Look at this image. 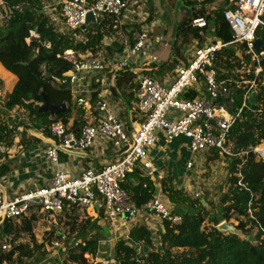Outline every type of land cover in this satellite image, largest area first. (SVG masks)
Masks as SVG:
<instances>
[{"label": "built area", "instance_id": "built-area-1", "mask_svg": "<svg viewBox=\"0 0 264 264\" xmlns=\"http://www.w3.org/2000/svg\"><path fill=\"white\" fill-rule=\"evenodd\" d=\"M229 1V5L224 6L223 17L232 31V39L223 42L211 33L213 25L208 21V11L191 16L189 25L199 29L202 41L193 38L190 57L187 62L175 66L174 75L167 84L147 73L149 66L158 62L154 48L156 43L162 42L163 36L153 35L146 0H59L46 3L47 13L60 6L61 20L65 25L63 31L73 32L77 38H81L78 32L82 31L83 40L85 28L97 24L104 16L112 18L114 31L103 36L96 54L84 53L80 60L73 62L72 69L55 79L71 93L72 104L88 112L89 118L78 135L62 121L51 123L52 143L44 149L51 177L44 185L10 198L4 196L0 188V226L6 221L19 222L23 216L31 214L63 220L75 216L78 221L101 217L112 224L117 221L123 225L141 211H151L160 221H179V216H171L160 191L138 208L129 201L120 184L126 173L135 167L151 180L161 178L149 155L150 148L158 141V134L167 144L180 136L187 138V149L193 155L212 150L221 155L229 154L227 136L231 125L247 107L252 92L256 93L257 103L258 90L264 86V77L260 76L264 69L262 37L259 48L255 45L256 39L260 38L256 36L257 30H264V0ZM200 8L201 0H195L190 14L198 13ZM87 14L92 16L90 20H87ZM126 17L129 20L124 21ZM229 46L234 48L235 55L249 56V62L243 60L241 69L236 72L252 68L253 79L217 78L216 55ZM68 53L70 51H66ZM127 69L135 74L137 87L133 109L127 107L129 110L122 114L114 109L107 96L91 90L83 82L88 75H98L101 85L112 88L117 76ZM110 88L105 89L110 91ZM238 88L243 89L240 100L236 98ZM116 90L120 95V90ZM5 95L0 82V112H6ZM39 134L42 137L41 132ZM98 141L110 144L112 161L100 167L82 168L75 175L64 170L60 153L84 154ZM7 150L0 144V161ZM254 151L264 159V143ZM192 166V160L186 161V169ZM58 233L59 236L50 242L57 251H67L68 246H75L81 240L70 238L63 230ZM10 247L8 239L1 245L3 250Z\"/></svg>", "mask_w": 264, "mask_h": 264}, {"label": "trees", "instance_id": "trees-1", "mask_svg": "<svg viewBox=\"0 0 264 264\" xmlns=\"http://www.w3.org/2000/svg\"><path fill=\"white\" fill-rule=\"evenodd\" d=\"M214 1L201 0V5ZM194 2L195 0H175L173 5L175 36L171 47L178 54L184 43L177 44V36L182 35L184 42L188 43L196 37L199 42L202 41L199 29L192 28L189 22L191 16L204 13L205 6H201L198 13L192 12L184 18L177 17L178 7L192 11ZM44 7L43 0H0V63L17 78L11 91L5 95L4 108L6 111L23 109L27 115V124L19 123L17 116H14L12 124L0 121V144L7 149L12 146L17 123L22 126L21 135L24 138L21 145L25 147L32 141L40 140L31 135L29 130L41 132L42 137L52 140L49 129L51 123L62 121L66 125L73 109L78 114L68 129L79 134L87 121L85 110L72 104L71 93L55 79L72 69L73 62L80 60L84 53L96 54L103 36L114 31L112 18L104 16L97 24L85 28L82 40V31L78 32L81 38H77L73 32L59 30ZM59 7L57 5L56 8ZM224 8L222 6L208 12L207 18L213 25L211 33L227 42L232 39V31L223 17ZM262 19L264 20V14ZM165 33L166 29L163 30V34ZM256 36L262 37L264 47V30H257ZM66 51L70 53L66 54ZM243 60L249 62V56L235 55L232 46L223 48L216 55L217 78L253 79L252 68L236 72L241 69ZM175 64V61L169 60L153 63L147 73L161 80L160 76L171 71ZM260 76L264 77V69ZM134 79L135 74L129 69L123 70L115 80V87H112L114 92L116 89L120 90L130 107L137 87ZM242 93L243 89L238 88L237 100L241 99ZM43 95L51 104L65 103L66 108L56 114L40 110ZM29 135L32 136L30 140L26 138ZM263 143L264 86L261 85L257 103L248 102L229 129V154L223 155L226 161L227 189L220 195L215 210L208 211L205 202L186 194L174 185L170 176H164L159 181L160 191L168 203L174 206L170 211L171 216H179L180 220L173 222L163 219L156 236L146 224L132 226L127 239L118 240L114 245V264H264V159L254 151ZM210 152L212 155L219 154L216 150ZM6 157L7 151L0 161V178L10 170ZM120 185L127 192L129 201L138 208L157 192L155 181L145 176L139 167L128 171ZM37 218L35 214L23 216L17 223L6 221L0 226V264H23V256L31 252L26 249L25 244L17 241L21 234L28 233L31 240L36 242L33 221ZM231 219L236 223L231 222ZM222 220L234 224L246 235H251L254 231L252 240L247 241L217 230L215 226ZM75 222V216H70L66 222L70 225L69 234L74 239L81 235L82 238L77 245L68 246V260L76 264H92L85 255L96 256L99 237H85L83 233L94 228L96 223H92L91 218L82 219L80 227L76 229ZM47 234L59 236L54 229H50ZM7 239L11 247L3 250L1 245ZM43 241L36 243V247L41 249ZM41 252L44 255L45 251Z\"/></svg>", "mask_w": 264, "mask_h": 264}, {"label": "rangeland", "instance_id": "rangeland-1", "mask_svg": "<svg viewBox=\"0 0 264 264\" xmlns=\"http://www.w3.org/2000/svg\"><path fill=\"white\" fill-rule=\"evenodd\" d=\"M44 3H56V0H43ZM175 0H168V5L162 11V15H159L162 23L166 24V36L165 38L168 41H171V34L169 30L173 29V5ZM46 10V9H45ZM188 12V13H187ZM189 10H181L178 7L177 17L184 18L189 15ZM51 19L54 18V22L59 30H65V25L61 20L60 10L58 8L49 12ZM186 48H190L191 44L188 42H184ZM191 43V42H190ZM169 50H166V53L160 56V59L163 61L168 56ZM188 54V52H187ZM109 84V80H107ZM103 89L110 88L108 85H103ZM14 116L19 117V121L23 119L27 120L26 112L23 109L15 108L12 111H2L0 112V121L8 124H12L14 120ZM15 124V123H14ZM27 124V123H24ZM16 134L14 136L15 139H18V146L21 145L22 137V126L18 125L15 127ZM20 137V138H19ZM28 140L32 139V136H26ZM14 139V140H15ZM20 139V140H19ZM188 139L180 136L173 143L168 144V149H174L175 152H169L170 156H163L162 161L170 162V165L163 173L162 176H170L173 179L174 185L177 188L182 189L186 194L195 197V193H197L198 199L200 201L205 202V206L208 211H214L216 205L218 204L220 195L226 191L227 182H226V161L225 157L221 154L212 155L211 152H206L200 155L191 154L186 147V143ZM18 147V148H19ZM192 160L193 166L191 169H186L185 164L186 161ZM158 172L161 170L158 168ZM159 179L155 181V184L158 186ZM159 187V186H158ZM163 201L167 204L168 209L171 211L174 209V206L165 199L164 195L160 192ZM147 214L151 213V211H146ZM52 221V220H51ZM96 223V226L91 230H86L83 234L85 237L98 236V249L95 257H90L87 255L89 262L92 264H114V245L118 240H126L128 231L130 228L137 224H145L144 217H135L133 221H127L125 224L121 225L120 222L110 223L107 220H102L101 217L98 219L92 218V222ZM152 225L155 227L152 228V232H154V236L157 235V229L159 228V223L151 219ZM58 222V229L64 230L66 233H69V224H66L68 220L60 219ZM64 222V223H63ZM231 222L236 223L235 220L231 219ZM48 222L39 220L35 222V229L33 231L34 239L36 242H33L29 237V234L24 233L21 234V237L17 242L25 244L26 249L30 250L31 254L23 256V264H61L66 262V264H75L68 260V252L65 250H56L50 242L55 238L51 235L48 236L47 230L45 228H52L53 221L51 224H47ZM81 222L77 220L75 222L76 229L79 228V224ZM50 226V227H49ZM73 235L69 234L71 238ZM251 236H254V231H252ZM82 235L77 239H81ZM40 240H44L46 246L43 245V248L40 249L36 247V243H39ZM81 241V240H80ZM45 251L44 255H42L41 250Z\"/></svg>", "mask_w": 264, "mask_h": 264}, {"label": "crops", "instance_id": "crops-1", "mask_svg": "<svg viewBox=\"0 0 264 264\" xmlns=\"http://www.w3.org/2000/svg\"><path fill=\"white\" fill-rule=\"evenodd\" d=\"M57 1L59 0H56V2ZM229 2H230L229 0H215L213 3L202 4L201 6L202 7L205 6L204 11H208L210 13L211 11H213L214 9L218 7L228 6ZM167 5H168V0H146V6L148 9V12L150 13V19L153 22V35L156 36V35L161 34L163 36L162 42L160 43L158 42L155 44L154 51L158 55V62L156 63L162 62V60L160 59V56L166 53V50H169V53L167 54L168 56L166 57V59H164L163 61L169 60V62H173V61L176 62V64L174 65L171 71L160 76L161 80L159 81H161L164 84H167L171 81L174 75V68L177 64L187 62L188 58L190 57L192 53L193 45H194V40L192 39L191 43H188V44H191L190 48H186L185 44L182 45V48L180 49L179 54L176 52V49H172L171 45H172V41L174 40V36H175L174 31L173 29L169 30L172 38H171V41H168L165 38L166 33L163 34V30H165L167 26L166 24L162 23V21L159 18V15H162V11ZM126 20H129V18L126 17L124 21ZM175 40L177 41V44H180L184 41V37L182 35H179L177 36V38H175ZM99 79L100 78L98 77V75H88L83 82L91 90H98L99 93H102L105 96H107L109 102L113 105L114 109L117 110L118 112L120 111L119 112L120 114H122L125 110L126 111L129 110L130 106L125 100L126 98L122 96L121 93L120 95H118L117 93L118 90H115L116 92H114L112 88H110V91L108 89H103L102 87L103 84L102 85L100 84L101 81L99 83ZM16 80H17L16 76L12 74L11 72H9L8 70H6L5 67L0 63V82H1V87L3 88L6 94L11 91ZM133 103H134V99L131 101V110L133 109ZM127 107H129V109ZM84 112L88 120L89 114L86 111ZM77 114H78V111L73 109L71 113V117L69 118L66 124L67 127L72 124V121L75 119ZM21 122L27 123V120L26 119H23V121L20 120L19 123ZM29 133L31 135L33 134L35 137L40 138V140L32 141L28 145H25V147H22V145L20 144L21 146L19 147L18 139H15L16 138L15 137L14 138L15 140L13 139L12 146L7 150L6 159L9 162L10 170L6 175L0 178V184L2 186L1 190H2L3 195L8 198L20 192L44 185L51 177V169L49 168L48 163L45 159L44 149L48 145H50L52 141L44 137H41L39 132L37 131H35L34 133L32 131H29ZM168 146L169 145L165 142L163 136L161 134H158V141L155 143L153 147L150 148V151H149V155L157 169L156 172L157 174L161 176V178L164 177L162 176V174L163 173L165 174L166 169L170 165V162L162 161L161 155L167 157V156H170L169 152H175V150L172 148L168 149L167 148ZM112 155H113V149L110 146V144H105V142L98 141V142H95L93 146H91L84 154L67 155L64 153H60L59 160L64 170L75 175L79 173L82 168H86L90 166L100 167L104 163L112 161L114 159ZM158 168L161 170V172H158ZM155 186L157 187V191H160V185L158 184L159 186L158 187L155 184ZM37 216L38 218L33 221L34 227H35V222L39 220L46 221L49 224H51V222L53 221L54 224L52 228H45V229L46 230L48 229L47 231H49L50 229H54L55 233L59 234L58 232L61 229H58L59 224L57 221H60V218L51 219L43 215H37ZM136 217H144L145 224L151 230L152 228L155 227V224L154 226L152 225L153 223L151 219H154L159 223L158 229L161 228V221L157 219L152 213L147 214L146 211H141ZM127 221H133V219L131 220L128 219L126 220V222ZM34 227H33V231L35 229ZM42 241L43 240H40L39 242H42ZM43 243L46 246L45 241H43Z\"/></svg>", "mask_w": 264, "mask_h": 264}, {"label": "water", "instance_id": "water-1", "mask_svg": "<svg viewBox=\"0 0 264 264\" xmlns=\"http://www.w3.org/2000/svg\"><path fill=\"white\" fill-rule=\"evenodd\" d=\"M91 18H92V16L90 14H87V20H90ZM260 44H261V37L257 38L255 41L256 48H259ZM248 101L252 104L256 103V93L255 92L251 93ZM65 108H66L65 103H61L59 105H53L49 102L47 97L45 95H43V102H42V105L40 106V110L49 111L51 114H56V113L63 111ZM29 131H32L33 133L35 132L34 130H29ZM0 188L2 189L1 184H0ZM124 216L127 217V214H125ZM92 223H94V221ZM215 227L219 231L228 232L230 234L237 235L244 240H247V241L252 240L251 235L244 234V232L242 230L236 228L234 226V224H232L226 220H222Z\"/></svg>", "mask_w": 264, "mask_h": 264}]
</instances>
